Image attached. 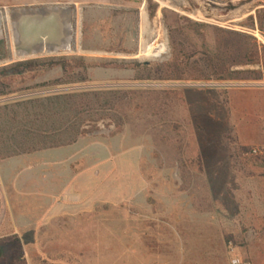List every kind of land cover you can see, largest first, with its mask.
Segmentation results:
<instances>
[{
	"label": "rangeland",
	"instance_id": "1",
	"mask_svg": "<svg viewBox=\"0 0 264 264\" xmlns=\"http://www.w3.org/2000/svg\"><path fill=\"white\" fill-rule=\"evenodd\" d=\"M165 1L0 0L70 9L68 50L25 60L0 43V141L77 149L62 228L94 239L96 264H264V0ZM67 93L99 98L45 100Z\"/></svg>",
	"mask_w": 264,
	"mask_h": 264
},
{
	"label": "crops",
	"instance_id": "2",
	"mask_svg": "<svg viewBox=\"0 0 264 264\" xmlns=\"http://www.w3.org/2000/svg\"><path fill=\"white\" fill-rule=\"evenodd\" d=\"M16 149L0 141V264L13 263L11 251L1 249L12 239L21 242L25 264H96L94 237L90 243V235L65 234L62 228L59 199L77 192V149L53 147L30 154ZM75 241L88 243L79 249L66 244ZM98 257L105 259V254Z\"/></svg>",
	"mask_w": 264,
	"mask_h": 264
},
{
	"label": "water",
	"instance_id": "3",
	"mask_svg": "<svg viewBox=\"0 0 264 264\" xmlns=\"http://www.w3.org/2000/svg\"><path fill=\"white\" fill-rule=\"evenodd\" d=\"M0 16L5 19L8 34H12L11 41L17 57L32 60L69 49L65 40L66 31L70 28L69 7L47 5L41 8H16L10 14L1 9ZM58 39L64 42V46L60 42L58 44Z\"/></svg>",
	"mask_w": 264,
	"mask_h": 264
},
{
	"label": "trees",
	"instance_id": "4",
	"mask_svg": "<svg viewBox=\"0 0 264 264\" xmlns=\"http://www.w3.org/2000/svg\"><path fill=\"white\" fill-rule=\"evenodd\" d=\"M28 64H34V61L28 62ZM50 66H56V63L51 64ZM103 97H104V105L110 106L111 110H121V100H122V93L121 91H104L103 92ZM78 93H67V94H62V95H57L55 97H47L45 100L51 104L52 101H58L61 102L59 103L62 108H65L67 111H73L74 108H83L84 106H88V103L94 100H97L98 98L96 97V94H91L88 93L87 95L80 96L77 95ZM85 94V93H84ZM87 96V98H86ZM90 98V99H89ZM118 99L119 101H116ZM91 100V101H90ZM99 104V103H98ZM121 123L117 122V128H120ZM73 143L72 141L69 142L68 144ZM58 144L51 145L49 148L57 147ZM15 246V249L11 251V254L13 255V263L12 264H25L22 260V248L20 246V243L18 240H13Z\"/></svg>",
	"mask_w": 264,
	"mask_h": 264
},
{
	"label": "bare ground",
	"instance_id": "5",
	"mask_svg": "<svg viewBox=\"0 0 264 264\" xmlns=\"http://www.w3.org/2000/svg\"><path fill=\"white\" fill-rule=\"evenodd\" d=\"M173 1V0H172ZM175 1V0H174ZM171 3H170V1L169 0H167V1H165V2H162L161 3V5L163 6V7H167L168 5H170ZM78 21V20H77ZM77 23H79V22H77ZM148 21H147V16H146V14H145V12H144V9L142 10V16H141V33H142V37H141V45L144 47V46H146V42H145V35L147 34V32L149 31L148 30ZM78 38H79V30H78ZM79 50H80V47L78 46H75L74 47V50H73V52L74 53H77V52H79ZM145 53V52H144ZM146 56V55H145ZM13 57H15V56H13Z\"/></svg>",
	"mask_w": 264,
	"mask_h": 264
},
{
	"label": "flooded vegetation",
	"instance_id": "6",
	"mask_svg": "<svg viewBox=\"0 0 264 264\" xmlns=\"http://www.w3.org/2000/svg\"><path fill=\"white\" fill-rule=\"evenodd\" d=\"M0 20V43L6 45L9 58H11L10 37L5 26V19L2 17Z\"/></svg>",
	"mask_w": 264,
	"mask_h": 264
},
{
	"label": "built area",
	"instance_id": "7",
	"mask_svg": "<svg viewBox=\"0 0 264 264\" xmlns=\"http://www.w3.org/2000/svg\"><path fill=\"white\" fill-rule=\"evenodd\" d=\"M251 154H252V155H260L261 152H260L259 150H253V151H251ZM232 264H251V263H249V262H244V261H240L239 259H234V260L232 261Z\"/></svg>",
	"mask_w": 264,
	"mask_h": 264
}]
</instances>
